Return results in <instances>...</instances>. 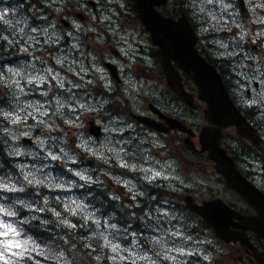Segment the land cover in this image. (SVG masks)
<instances>
[{
    "label": "rangeland",
    "instance_id": "374dc122",
    "mask_svg": "<svg viewBox=\"0 0 264 264\" xmlns=\"http://www.w3.org/2000/svg\"><path fill=\"white\" fill-rule=\"evenodd\" d=\"M81 0H62V2L70 5ZM54 3H58V0H53ZM167 11H171L175 7V2H171L166 6ZM102 9V11H101ZM130 4L127 0H102V5L99 7V20L96 16L90 15V19L86 22L71 18L73 26L71 29H65V33L68 35L70 40H76L78 43L72 44L73 48L82 47L86 45L91 47L88 52V60L86 54H79V61L77 62L78 68H73L72 72L75 75L84 74L90 68L101 72L102 68L98 61V50L100 45L110 39L111 42L116 43V40H121L124 43L119 45L128 46L131 45L127 38L131 37L132 42L135 44L136 41L143 42L144 39L139 38L140 26L137 22L125 19V14L130 12ZM62 10L55 11V13H61ZM88 14V13H87ZM65 18H68L65 17ZM261 20V17H259ZM58 20H54L52 23H56ZM102 23H104L102 25ZM79 25V27H77ZM45 30L38 31L33 35L27 36V41L31 48H20L12 53L11 59H18L16 63L11 65L9 62L0 61V97H3L7 93V99L0 101V110L12 111L14 108L13 101L20 100L23 102L28 101H39L41 104L48 106L47 115L40 117L39 113L28 114L27 119H21L17 124L12 125L8 120L0 115V129L3 127H10L14 129H20L22 131L31 130V135L21 136L18 140L13 141L10 137L0 130V140L3 142L9 152L10 145L20 146L24 149L31 150L37 155L35 157L29 155L13 156L15 159L12 162L4 163L2 167V173L0 176L13 178V183L16 184V191H8L0 187V194L4 193L6 198L10 201H24L29 206L25 207L20 205L23 210H26L22 219H34L39 221V225L44 227L46 224L51 223L54 225H60L61 227H69L62 221H69L70 218L63 209L69 211L79 212L76 210H85L88 214H91V210L86 209L81 200L73 193L70 192L75 183L87 181L93 179L95 176L92 173L98 175L99 179L112 185V195L118 201H122L126 205L134 203L137 197V193L144 195L143 192L138 188L137 182L132 179L130 175L120 172L116 167L126 168L128 171L135 173L139 171L142 176L147 179H155L161 177L167 184V189L173 190L174 203L179 206L182 205L183 196L189 191L197 201H201L205 198H212L219 196L226 201L233 202L238 207H244V202L229 191L226 186L217 177L213 168L205 164V161H199L198 159L203 158L201 153L195 152L187 147L184 143L180 145L175 135H157L149 133L148 137L142 139L139 143H144L148 147H143L141 144L134 145L131 152L124 149V140L121 137L124 133L125 126H122L119 121L127 119V115L116 114L112 116H105L103 120L97 119V122L103 127V134L99 137H94L88 133L87 121L88 119L95 118V112L98 110L97 106L92 102V99H88L84 93H76L71 89V93H67V96L57 95L52 97H31L33 92L31 91V85L25 80H21V86L24 87L25 94L21 97L13 95V89L9 88L8 84L4 83L7 79L11 81V74L8 73L7 69L12 67H19L20 65H35V70L41 72V68L46 66L49 67L50 53L46 50L51 46L57 45L59 41L66 40L67 35L54 30L53 26L45 27ZM264 31V29H263ZM31 37V39H29ZM86 37V38H85ZM230 36L229 38H231ZM225 38V37H223ZM226 39V38H225ZM147 42V41H146ZM45 44L46 47H42ZM82 45V46H81ZM136 45V44H135ZM51 48V47H50ZM94 49L95 51H92ZM38 54V56H36ZM34 59H38L35 60ZM246 59L250 60H264V52L252 51L249 49L246 52ZM83 66V68L81 67ZM31 70V69H30ZM60 77L57 78V80ZM102 78V77H101ZM75 77H72L74 80ZM260 81L261 86L257 90L263 97L264 101V77L256 78ZM56 80V81H57ZM58 84V83H57ZM107 87H110V83H104ZM82 86V85H81ZM116 86V85H115ZM72 87L76 85L72 84ZM116 88H118L116 86ZM123 92H120L121 96H125L129 99L132 107L143 110L146 109V103L142 100L146 97L151 98L153 95L154 88L151 84L147 83H126L122 86ZM29 91V92H28ZM69 96L74 97V100L68 104L71 111L69 114L60 115L50 110L56 106L55 98L67 99ZM113 101V100H112ZM122 103L113 101L117 106H123V99L120 100ZM100 102V101H99ZM101 103H106L102 100ZM63 112V110H62ZM31 113V110H29ZM198 117L195 119L199 121L202 119L201 112H195ZM41 120L47 124L52 125L51 128H46ZM67 121H71L68 123ZM134 125L131 123L130 126ZM22 137H31L33 139L32 144L21 142ZM37 137L45 139V147L40 148L36 143ZM134 138V136H133ZM133 138H130L127 146L130 145ZM81 139L87 140L88 145L86 148L80 147ZM195 143H197V137H195ZM148 141V142H146ZM101 145H106L101 149ZM178 146V148H177ZM87 148H91L97 154L93 155ZM61 149L67 151L71 156L72 160L63 157ZM181 152L185 157H195L200 163L190 164L178 159L175 150ZM171 151V155H176L177 160L167 159L162 160L163 157L167 156L166 153ZM58 157V158H53ZM109 161V162H108ZM179 162V166L177 164ZM85 165H82V164ZM204 163V164H203ZM67 171V178L64 174L54 173L53 166ZM259 165V163H257ZM23 166V167H22ZM204 166L205 168H202ZM108 168V169H107ZM42 169L36 173L37 179H44L49 173L54 181L58 182L63 180L65 185L69 182H74L71 187L65 186L62 188L51 187L46 181L43 183V187L40 184L28 183L24 180V173L28 171ZM112 169V170H110ZM81 172L90 179H81L76 173ZM77 180H75V178ZM261 180V179H260ZM176 181L178 187L175 186ZM27 186L26 190L25 186ZM23 189V190H20ZM3 191V192H1ZM11 192L12 195L8 193ZM47 198V199H45ZM170 197L165 198L164 203H168ZM0 203H3L0 200ZM159 203V202H158ZM155 207L147 208L138 217L140 229L121 231L120 228L110 227L112 223L107 216H95L91 215L92 221L95 223L94 230L89 233L86 237L82 238V249H78L75 246H69L67 250H62L59 253H64L63 257L53 259L59 263L62 260H67L70 264H101L97 256L93 257V251L99 250L103 252L108 260V264H147L152 262L150 257L152 254L145 250L139 249V244L147 245L152 247L154 251L160 252L164 257L167 252L169 257L164 263L167 264H236L238 260V251L236 247L222 243L213 232L208 231L198 220L194 217L188 224L182 221V214L175 210L176 207L171 209L165 204L155 203ZM80 205V207H77ZM139 205V204H138ZM59 213V216L56 215ZM130 218H135L129 216ZM12 222L8 217L0 213V223ZM199 221V222H198ZM13 223V222H12ZM15 226V225H14ZM153 227L152 229L149 227ZM197 228L196 234L192 235L186 232L191 227ZM16 228V226H15ZM17 231V229H16ZM101 233L103 235H101ZM174 233H179L175 235ZM107 237L108 242H105L104 237ZM186 237H190L188 241L191 245H186L182 241ZM17 239H19L17 237ZM4 236L0 235V264L8 263L9 260L16 261L20 256L19 253L24 252V246L22 247H5L3 244ZM20 240V239H19ZM128 240V242H126ZM21 241V240H20ZM157 241H162L164 244L163 249L159 246ZM206 241L214 245V251L205 252L202 247L198 246L197 243ZM112 244H117L119 247L117 250H113ZM176 247H183L184 252L180 253L173 251ZM95 249V250H94ZM40 250L47 251L41 252L44 258L35 259L33 258L34 264H54L47 259L53 254H50L51 250L46 247H40ZM195 250L202 254L204 258L206 255L209 259L196 261L195 257H191L190 254L195 253ZM87 254H91L88 257ZM137 257H145L144 259H137ZM115 258V259H114Z\"/></svg>",
    "mask_w": 264,
    "mask_h": 264
},
{
    "label": "water",
    "instance_id": "95a60500",
    "mask_svg": "<svg viewBox=\"0 0 264 264\" xmlns=\"http://www.w3.org/2000/svg\"><path fill=\"white\" fill-rule=\"evenodd\" d=\"M132 1L133 8L149 29L153 42L160 47L158 52L162 67L167 74L171 88L188 104L193 105L191 94L185 92L180 82L174 81L176 72L171 66L169 56L173 57L182 69L191 75L198 87V96L207 104L204 115L215 126H206L201 130L199 134L201 150H207L209 157L214 161V168L222 174L226 184L241 194L258 214L241 215L219 198L197 204L190 196H187L185 197L187 206L201 215L212 226L216 234L226 242L238 240L242 244H250L245 235L246 229H252L264 237V196L240 175L233 161L219 146L221 127L234 125L238 133L249 138L253 143L259 141L257 135L233 105L214 67L195 53L194 40L186 25H177L171 18H164L154 9V6L165 4L166 0ZM91 131L94 134L98 133L97 129L92 128ZM232 217L239 219L235 226L240 228V232L230 229ZM257 256L255 255L258 260ZM260 264L264 263L261 261Z\"/></svg>",
    "mask_w": 264,
    "mask_h": 264
},
{
    "label": "clouds",
    "instance_id": "9594fccd",
    "mask_svg": "<svg viewBox=\"0 0 264 264\" xmlns=\"http://www.w3.org/2000/svg\"><path fill=\"white\" fill-rule=\"evenodd\" d=\"M213 3H214V0H201V2L199 4H196L195 6L196 11L199 13H203L206 16L212 15L213 14V8H212ZM221 7H224V6L221 5ZM259 22L264 23V18H262ZM5 23H8V21H5ZM77 27H79V25H77ZM20 31H23V29H20ZM29 39H31V37ZM217 43H219V41H217ZM221 47H226V45L221 44ZM62 61H63V58H58L56 60V63L61 64ZM81 67L83 68L82 65ZM121 67H123V65H121ZM7 71L8 73L11 74L12 79L11 81L5 79L4 83L8 84L9 88L13 89V95L16 97H21L25 94L24 87L21 86V80H25L27 81L29 85H31L33 83L41 84L45 82L47 78V70L45 72L36 71L35 65H31V64L29 65L22 64L19 67H15V68L10 67L7 69ZM105 75H107V73H105ZM63 79H64L63 77H60L57 80V83L59 84L60 88H64ZM73 100H74V97L72 96H69L67 99H63L59 97L55 98V102L57 106L56 112L59 113L60 115H63L62 109L65 108V106L68 105ZM13 104H14V108L12 111L0 110V115H3L4 118L8 120L12 125L17 124L19 121H21V119L26 120L27 115L25 113H28V114L39 113L40 117H44L45 115H47V111H48L47 108H45L44 105L41 104L39 101L23 102L20 100H16V101H13ZM29 110H31V113H29ZM67 122L71 123V121H67ZM41 123H43L46 128L52 127V125L47 124L43 120H41ZM0 130H2L3 133L6 134L8 137H10L11 140L13 141L18 140L21 136L31 135V130L22 131L20 129H14L10 127H3ZM36 143L38 144L40 148H44L46 140L41 139L40 137H37ZM87 145H88V141L81 139L79 146L82 148H86ZM105 146L106 145H101L100 147L102 149ZM87 150L89 152H92L93 155L97 154L91 148H87ZM61 152L63 153V157L69 160L73 159V156H71L67 151H64L63 149H61ZM25 154L29 156H33V157L37 155L35 152L31 150L24 149L20 146L10 145L9 155L19 156V155H25ZM53 158L55 159L58 157H53ZM41 170L42 169H37V170H32V171H28L27 173H24V180L32 184H43L47 181L48 184L54 188H62L65 186L71 187L74 184V182H69L67 185H65L62 179L61 181L56 182L54 181V178L51 177L50 173L47 176H45L44 179H37L36 173ZM76 174L80 176L81 179H90V177L85 176L81 172H77ZM0 187L8 191L17 190L16 184L13 183V178L11 176H8V177L0 176ZM20 190H23V189H20ZM18 204L23 205L25 207L29 206L24 201H13L12 203H8V204L0 203V213H3L4 216L15 217L18 214L16 210V206ZM77 207H80V205H77ZM56 215L59 216V213H56ZM62 223H64V221H62ZM110 227L115 228L116 225L113 224ZM0 235L4 236L3 244L5 247H11V246L22 247L28 243V241L26 240L20 241L19 239H17V231L12 222L5 221V222L0 223ZM101 235L103 234L101 233ZM104 239H105V242L107 243L108 240L106 236L104 237ZM188 239H191V238L186 237L185 242ZM157 243L159 244L161 249H163L164 247L163 242L157 241ZM111 246L114 251L117 250L119 247L117 244H112ZM175 249L184 250L183 247H176ZM22 254L23 253H19V255H22ZM63 256H64V253L61 252V253L56 254L55 256H51L50 258L56 259L58 257H63ZM144 258L145 257H137V259H144ZM204 258L207 260L210 257L206 255ZM8 264H19V261L14 262L12 260H9ZM61 264H70V262L65 259L61 261Z\"/></svg>",
    "mask_w": 264,
    "mask_h": 264
},
{
    "label": "flooded vegetation",
    "instance_id": "af4514ba",
    "mask_svg": "<svg viewBox=\"0 0 264 264\" xmlns=\"http://www.w3.org/2000/svg\"><path fill=\"white\" fill-rule=\"evenodd\" d=\"M30 3L34 5L35 0H29ZM201 0H192V6L195 10L193 18H191L192 25L195 29V31L199 34V36L203 37L204 44L203 49L205 55L214 58L212 53L210 52L211 48L210 43L208 42L206 44V38L203 34L204 28H207L208 26H203L201 20H199L203 13H199L196 11V4H199ZM215 2V0H214ZM256 4H264V0H256ZM95 6V5H94ZM77 12V11H76ZM75 13V11H74ZM200 14V15H196ZM83 18H86L83 15ZM217 25H213V27L210 29L212 34L215 33V28ZM210 35V31H208ZM208 35V36H209ZM254 48H256L254 46ZM216 60V59H215ZM219 69L221 70L222 76L225 80L227 90L230 93V96L234 100L235 104L239 109L245 114L247 119L255 126L257 131L264 132V108L263 104H261L258 99H260V95L257 92V89L259 87V83L257 80H255L253 73L254 70L250 67L241 68L238 62L236 61H227L226 65L224 64H218ZM217 66V67H218ZM138 71L141 72L143 75L148 74V70L146 67H139ZM198 108L199 105L198 104ZM168 112V111H167ZM171 113V112H169ZM174 115L173 113H171ZM176 116V115H174ZM184 122H188L190 120L189 114H187L185 117L181 118ZM176 131V130H175ZM224 135H229L230 137L227 139L226 148L231 150V154L234 156V159L239 165V169L241 172L248 177L251 180L257 181V179L262 178L264 179V174L260 173V171L256 168L255 164L260 161V169L264 172V155L259 151L258 149L254 147H250V150H247L245 147L247 144H249L248 141H245L244 139L239 140V144L242 145L245 148V155H240L237 153V150L232 147V139L235 138V130L233 127H227L223 129ZM237 136V135H236ZM223 141V139L221 140ZM250 145V144H249ZM234 146V145H233ZM251 146V145H250ZM240 152H243L241 148H239ZM197 163V162H196ZM257 186L264 191V180H262L260 183L257 181ZM252 213V211L247 212ZM251 237V241L253 244L257 247L258 252H264V239L257 237L256 235H253V233H249ZM236 246V245H235ZM236 246V249L238 252L241 251V254L238 256L240 264H255L253 255L247 251L245 248Z\"/></svg>",
    "mask_w": 264,
    "mask_h": 264
},
{
    "label": "trees",
    "instance_id": "16d2710c",
    "mask_svg": "<svg viewBox=\"0 0 264 264\" xmlns=\"http://www.w3.org/2000/svg\"><path fill=\"white\" fill-rule=\"evenodd\" d=\"M4 157H6L5 150L0 146V158L3 159ZM74 220L75 224L78 225L77 227H56L54 225L41 227L38 225L37 221L30 220L25 224V230L28 229L29 234L33 236L34 239L49 244L55 248V250H61L67 243L80 246L81 238L94 230L91 222L84 219V214L83 216L74 217Z\"/></svg>",
    "mask_w": 264,
    "mask_h": 264
},
{
    "label": "snow or ice",
    "instance_id": "6c2138e0",
    "mask_svg": "<svg viewBox=\"0 0 264 264\" xmlns=\"http://www.w3.org/2000/svg\"><path fill=\"white\" fill-rule=\"evenodd\" d=\"M74 211V210H73ZM65 224H67L69 227H75V225H72L69 221L65 220L64 221ZM175 235H179V233H174ZM173 251H177V252H180V253H183L184 250H181V249H172ZM166 255V258H172V257H169L167 252L165 253ZM0 256H2V254H0Z\"/></svg>",
    "mask_w": 264,
    "mask_h": 264
},
{
    "label": "bare ground",
    "instance_id": "6f19581e",
    "mask_svg": "<svg viewBox=\"0 0 264 264\" xmlns=\"http://www.w3.org/2000/svg\"><path fill=\"white\" fill-rule=\"evenodd\" d=\"M18 187V186H17ZM91 188L95 191V192H97V187L95 186V185H91ZM95 195H96V197L98 198V199H100L101 197L98 195V193H94ZM94 195V196H95ZM110 208V205L108 204V203H104L103 204V209L104 210H108Z\"/></svg>",
    "mask_w": 264,
    "mask_h": 264
}]
</instances>
